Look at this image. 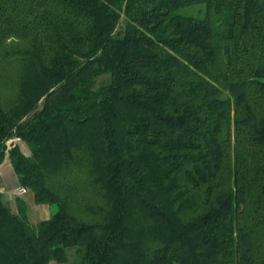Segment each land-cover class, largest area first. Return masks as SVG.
Instances as JSON below:
<instances>
[{"label": "trees", "instance_id": "obj_1", "mask_svg": "<svg viewBox=\"0 0 264 264\" xmlns=\"http://www.w3.org/2000/svg\"><path fill=\"white\" fill-rule=\"evenodd\" d=\"M7 155L0 264H264V0H0Z\"/></svg>", "mask_w": 264, "mask_h": 264}, {"label": "rangeland", "instance_id": "obj_2", "mask_svg": "<svg viewBox=\"0 0 264 264\" xmlns=\"http://www.w3.org/2000/svg\"><path fill=\"white\" fill-rule=\"evenodd\" d=\"M200 7H202V5H193V6L184 8L182 10V12L185 14L197 15ZM20 147L27 155L31 154V151L25 142L20 141ZM8 161H9V156L7 155L4 163H7ZM13 178L14 177L10 176V178H9L10 183L13 181ZM1 184L2 185L5 184V177H3L1 179ZM18 184L19 183L17 182L16 185H18ZM16 185L14 186V188L16 187ZM14 188H13V190H14ZM9 198H10L9 200L6 199L5 201L8 202L13 207V209H15V210L17 208V202H16L17 198H22L23 200H25L28 203L27 214H28L29 220L32 224H36L37 222H39L40 220L45 218L47 215H50V210H49L50 208L49 207H51V212L56 210L55 205L49 206L48 204H45L44 206H40L41 209L38 208L37 207L38 204L35 203L33 193L30 190L26 194H23V195H18L16 193H14V191H13L10 194ZM68 257H69V260L67 263H61V262H58L56 260H53L49 264H74L79 260V254L75 248L68 250Z\"/></svg>", "mask_w": 264, "mask_h": 264}, {"label": "crops", "instance_id": "obj_3", "mask_svg": "<svg viewBox=\"0 0 264 264\" xmlns=\"http://www.w3.org/2000/svg\"><path fill=\"white\" fill-rule=\"evenodd\" d=\"M9 162V163H8ZM7 163H4L0 166V175H1V179L3 177H5V184L2 185L1 184V191H2V194H3V199L4 200H9L10 198V194L13 192V188L14 186L16 185V183L18 181V178H17V175L15 173V170L13 168V165L9 159ZM11 177H14L13 178V181L10 183V180L9 178ZM28 204V203H27ZM45 204H38L37 207L40 208V206H44ZM50 209V215H51V207H49ZM41 209V208H40ZM50 215H47L45 218L43 219H48L50 217Z\"/></svg>", "mask_w": 264, "mask_h": 264}, {"label": "built area", "instance_id": "obj_4", "mask_svg": "<svg viewBox=\"0 0 264 264\" xmlns=\"http://www.w3.org/2000/svg\"><path fill=\"white\" fill-rule=\"evenodd\" d=\"M15 142H16V140H11V141H9L8 144H9V146H12ZM13 191H14V193H16L18 195H23L29 191V188L24 186V185L18 184V185H16V187L14 188Z\"/></svg>", "mask_w": 264, "mask_h": 264}]
</instances>
